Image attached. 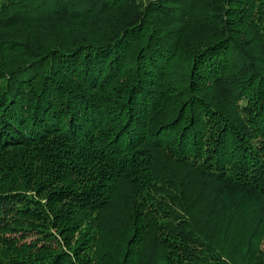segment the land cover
Instances as JSON below:
<instances>
[{"label": "trees", "instance_id": "trees-1", "mask_svg": "<svg viewBox=\"0 0 264 264\" xmlns=\"http://www.w3.org/2000/svg\"><path fill=\"white\" fill-rule=\"evenodd\" d=\"M264 0H0V264H264Z\"/></svg>", "mask_w": 264, "mask_h": 264}, {"label": "rangeland", "instance_id": "rangeland-1", "mask_svg": "<svg viewBox=\"0 0 264 264\" xmlns=\"http://www.w3.org/2000/svg\"><path fill=\"white\" fill-rule=\"evenodd\" d=\"M263 248H264V243H263Z\"/></svg>", "mask_w": 264, "mask_h": 264}]
</instances>
